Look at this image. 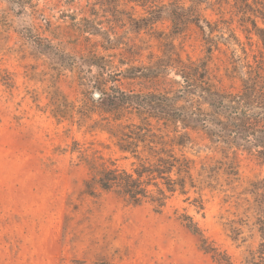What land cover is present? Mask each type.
Segmentation results:
<instances>
[{
    "label": "rangeland",
    "instance_id": "374dc122",
    "mask_svg": "<svg viewBox=\"0 0 264 264\" xmlns=\"http://www.w3.org/2000/svg\"><path fill=\"white\" fill-rule=\"evenodd\" d=\"M19 1L0 0V264H222L215 254L245 264L260 239L245 228L246 241H234L229 228L255 199V185L264 183V159L256 152L191 131L176 151L193 162L194 184L161 207L99 187L91 194L86 181L93 158L128 170L136 161L99 127L108 115L96 93L114 84L173 93L181 82L174 66L159 84L142 85L122 73L159 58L172 65L178 57L207 58L211 46L209 66L219 85L238 91L247 65L264 61V20L250 12L254 27L234 0H178L185 7L200 2L214 24L211 34L194 24L173 33L167 19L141 20L148 14L130 0ZM258 1L250 0L263 9ZM101 56L117 67L101 70ZM57 106L69 114L55 116ZM234 157L238 175L231 182L214 166Z\"/></svg>",
    "mask_w": 264,
    "mask_h": 264
},
{
    "label": "trees",
    "instance_id": "16d2710c",
    "mask_svg": "<svg viewBox=\"0 0 264 264\" xmlns=\"http://www.w3.org/2000/svg\"><path fill=\"white\" fill-rule=\"evenodd\" d=\"M16 1L21 6L20 1ZM130 1L145 9L148 15L141 20L151 22L152 25L167 19L171 22L173 33H181L190 24L199 27L203 34L207 28L212 33L214 23L203 16L200 2L195 1L185 7L178 0ZM234 5L242 13L241 18L250 20L248 14L251 12L264 20V8L255 9L250 0H234ZM251 22L254 27L257 26L255 19H251ZM257 29L260 30L259 27ZM233 36L237 38L234 33ZM261 37L264 39V34ZM208 52L210 54L207 58L197 60L178 57L175 65L159 58L149 65H131L122 73L123 78L136 80L142 85L159 84L164 72L174 66L181 82L173 93L149 87L136 91L115 84L102 93L101 109L108 116L102 119L99 127L109 133L122 152L130 153L136 161L133 169L128 170L102 156L89 160L91 178L86 181L89 193L93 194L94 189L99 187L105 191H114L133 204L151 200L159 207L164 206L176 191L184 193L188 183L194 184L191 173L193 162L184 153L176 151L177 147L184 146L191 138V131L203 132L216 145L256 152L264 159V61H260L256 68L249 63V75L243 79L242 88L232 91L219 85L220 79L209 66L212 46L208 47ZM99 58L104 61L99 64L101 70L108 72L109 67H117L112 60L104 56ZM101 80L108 81L107 78ZM116 80L121 79L117 77ZM67 114V111L57 106L55 116L65 117ZM217 162L220 165L214 166L216 173L223 167L229 181L237 178L235 157ZM151 185L155 186L156 191ZM255 190V199L249 201L242 217L231 220L229 228L234 241L240 237L246 241L242 237L245 228L251 232L250 235H258L260 239L255 248L248 250L245 264H264V183L261 186L255 185ZM185 219L189 220L187 225L190 229L199 232L189 216L185 215ZM203 242L206 244V239ZM204 249L207 252L215 250L207 245ZM214 257L219 263L230 264L223 255L216 257L215 254Z\"/></svg>",
    "mask_w": 264,
    "mask_h": 264
},
{
    "label": "water",
    "instance_id": "95a60500",
    "mask_svg": "<svg viewBox=\"0 0 264 264\" xmlns=\"http://www.w3.org/2000/svg\"><path fill=\"white\" fill-rule=\"evenodd\" d=\"M95 97L99 98L100 97V94L99 93H96L95 94Z\"/></svg>",
    "mask_w": 264,
    "mask_h": 264
}]
</instances>
